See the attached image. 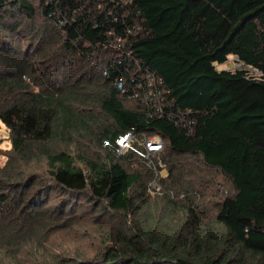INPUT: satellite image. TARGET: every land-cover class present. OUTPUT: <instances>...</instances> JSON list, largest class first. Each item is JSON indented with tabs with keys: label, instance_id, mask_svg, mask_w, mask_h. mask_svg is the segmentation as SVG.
Instances as JSON below:
<instances>
[{
	"label": "trees",
	"instance_id": "trees-1",
	"mask_svg": "<svg viewBox=\"0 0 264 264\" xmlns=\"http://www.w3.org/2000/svg\"><path fill=\"white\" fill-rule=\"evenodd\" d=\"M57 1L0 0V29L33 41L23 58L0 45V264H264V0L134 1L135 52L193 111L191 136L103 76L93 4ZM230 56L242 68L218 70ZM133 128L165 142L160 194L103 146ZM209 173L228 184L212 214Z\"/></svg>",
	"mask_w": 264,
	"mask_h": 264
},
{
	"label": "built area",
	"instance_id": "built-area-1",
	"mask_svg": "<svg viewBox=\"0 0 264 264\" xmlns=\"http://www.w3.org/2000/svg\"><path fill=\"white\" fill-rule=\"evenodd\" d=\"M84 1L94 6L92 27L101 29L104 34L95 43L102 51L101 59L98 60L103 76H113L112 81L120 94L139 101L146 108L150 118L165 119L184 130L189 136L193 135L196 127L193 111L174 104L175 100L171 91L166 88L163 78L156 70L148 67L135 52L133 41L140 33V25L132 24L130 18L135 0ZM39 2L41 5L42 3L48 5L53 0ZM58 2L55 0V7ZM80 2L82 0L76 1ZM84 8L85 6L70 10L66 7V13L62 14L59 24H72L76 21L75 16ZM85 42L87 45L91 43L88 40ZM231 57L238 61L237 57L230 56L229 59ZM103 146L113 149L117 156L125 155L127 152L134 153L139 160L153 169L154 179L148 185V192L152 195L162 193L159 179L166 169V164L161 159L165 144L160 135L137 134L136 128H133L117 137L114 142L105 140Z\"/></svg>",
	"mask_w": 264,
	"mask_h": 264
},
{
	"label": "rangeland",
	"instance_id": "rangeland-1",
	"mask_svg": "<svg viewBox=\"0 0 264 264\" xmlns=\"http://www.w3.org/2000/svg\"><path fill=\"white\" fill-rule=\"evenodd\" d=\"M29 1L33 3V5L36 6L37 10L40 12V9L42 8L39 0H34V1L29 0ZM3 41L9 44H13L12 47H14L15 50L17 49L16 56L18 58H23L24 56L28 55V49L30 48V46H33V41L28 33L24 32L23 34H15L9 31L8 29H6V26L1 27L0 29V45ZM29 56L33 60V56L32 55ZM216 66L218 70H228V71H236V69L242 68V65L232 57L226 63L217 64ZM25 79L28 82H32L28 77H25ZM9 149H11V145L8 139V132L5 126L0 121V152L5 153ZM0 160L2 163H4L6 161V156L0 154ZM164 174L165 172H163V175ZM206 178L211 179L213 181L212 187L210 186L209 189L206 191V195L208 196L207 200L210 201L208 209L209 212L212 214L215 213L216 209L218 208L217 206H212V204H215L212 202L213 201L218 202L220 200L219 197H221L223 192L224 193L226 192V188L228 184L226 180H223L222 176L219 173L217 174L209 173ZM215 187L217 190H215ZM153 207H155V209H160L161 206H153Z\"/></svg>",
	"mask_w": 264,
	"mask_h": 264
}]
</instances>
